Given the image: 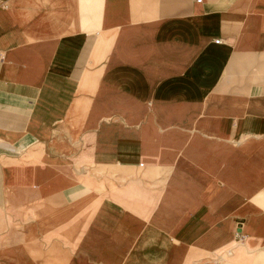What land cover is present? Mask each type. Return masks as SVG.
<instances>
[{"label":"crops","instance_id":"crops-1","mask_svg":"<svg viewBox=\"0 0 264 264\" xmlns=\"http://www.w3.org/2000/svg\"><path fill=\"white\" fill-rule=\"evenodd\" d=\"M260 253L264 0H0V264Z\"/></svg>","mask_w":264,"mask_h":264},{"label":"rangeland","instance_id":"rangeland-1","mask_svg":"<svg viewBox=\"0 0 264 264\" xmlns=\"http://www.w3.org/2000/svg\"><path fill=\"white\" fill-rule=\"evenodd\" d=\"M257 259L259 262H262L264 264V253H260L258 256H257Z\"/></svg>","mask_w":264,"mask_h":264},{"label":"built area","instance_id":"built-area-1","mask_svg":"<svg viewBox=\"0 0 264 264\" xmlns=\"http://www.w3.org/2000/svg\"><path fill=\"white\" fill-rule=\"evenodd\" d=\"M197 1H202V0H197ZM216 43L217 44H220L221 43V40H217Z\"/></svg>","mask_w":264,"mask_h":264}]
</instances>
